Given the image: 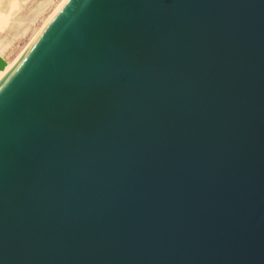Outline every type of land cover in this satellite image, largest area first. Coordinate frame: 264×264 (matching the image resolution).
Masks as SVG:
<instances>
[{
	"label": "water",
	"instance_id": "obj_1",
	"mask_svg": "<svg viewBox=\"0 0 264 264\" xmlns=\"http://www.w3.org/2000/svg\"><path fill=\"white\" fill-rule=\"evenodd\" d=\"M0 264H264V0H66L0 78Z\"/></svg>",
	"mask_w": 264,
	"mask_h": 264
},
{
	"label": "bare ground",
	"instance_id": "obj_2",
	"mask_svg": "<svg viewBox=\"0 0 264 264\" xmlns=\"http://www.w3.org/2000/svg\"><path fill=\"white\" fill-rule=\"evenodd\" d=\"M65 1L66 0H46L44 4H41L36 10L32 12L28 24L18 26L17 30H15V33L12 35V39L3 40L0 38V58L4 61V66L0 68V78L10 68V66L13 64V62L22 52V50L50 21V19L55 15V13L58 11V9ZM16 6H17L16 0H10L9 6L7 8L4 9L0 7V30H3L5 27L9 26L10 24L8 23L9 17L10 15L13 14L12 9H14V7ZM37 19H41V22L38 25H34V22ZM22 20L24 21V19ZM27 31L30 32L28 40L24 42V44L14 53L12 57L10 58L6 57L5 53L6 51L8 52V49L12 45V40L18 38L19 36L25 35Z\"/></svg>",
	"mask_w": 264,
	"mask_h": 264
},
{
	"label": "rangeland",
	"instance_id": "obj_3",
	"mask_svg": "<svg viewBox=\"0 0 264 264\" xmlns=\"http://www.w3.org/2000/svg\"><path fill=\"white\" fill-rule=\"evenodd\" d=\"M0 1L1 8L5 9L9 6L10 0ZM45 1L46 0H16L17 6L12 9L13 14L11 12L12 15H10L8 20V23L10 24L8 27H5L3 30H0V38L3 40L12 39V35L15 33V30H17L18 26L28 24L32 12L36 10L41 4H44ZM22 19H24V21ZM40 22L41 19H37L34 22V25H38ZM28 32L29 31H27L25 35L19 36L18 38L12 40V45L8 49V52H4L6 54H4L6 57H12L14 53L24 44V42L28 40L30 35V32Z\"/></svg>",
	"mask_w": 264,
	"mask_h": 264
}]
</instances>
